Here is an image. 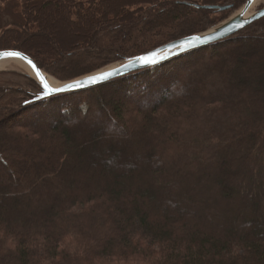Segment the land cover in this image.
Wrapping results in <instances>:
<instances>
[{
	"label": "trees",
	"instance_id": "1",
	"mask_svg": "<svg viewBox=\"0 0 264 264\" xmlns=\"http://www.w3.org/2000/svg\"><path fill=\"white\" fill-rule=\"evenodd\" d=\"M245 1L0 0V50L63 82ZM40 91L0 70V264H264V16L155 66Z\"/></svg>",
	"mask_w": 264,
	"mask_h": 264
},
{
	"label": "water",
	"instance_id": "2",
	"mask_svg": "<svg viewBox=\"0 0 264 264\" xmlns=\"http://www.w3.org/2000/svg\"><path fill=\"white\" fill-rule=\"evenodd\" d=\"M254 2L255 0H246L241 8L229 19L208 30L181 37L139 55L125 58L104 69H100L68 81L60 82L55 79L57 81L56 84H50L44 77V71L36 65L30 56L21 51L12 49L0 50V61L4 59H17L23 62L30 70L29 75L37 81L41 88V91L37 94L36 98H45L61 92H69L95 86L130 72L155 66L193 49L206 46L231 36L252 21L264 16V6L254 12H251L250 14H246L252 8ZM206 7L222 10L229 7V5H208ZM6 52H14L19 55L5 56L4 53ZM142 57H147L153 62L145 63L141 59ZM0 68L5 69L3 67ZM99 77L103 78L94 79ZM45 83L48 85L49 89H59V91H48L44 88Z\"/></svg>",
	"mask_w": 264,
	"mask_h": 264
},
{
	"label": "rangeland",
	"instance_id": "3",
	"mask_svg": "<svg viewBox=\"0 0 264 264\" xmlns=\"http://www.w3.org/2000/svg\"><path fill=\"white\" fill-rule=\"evenodd\" d=\"M54 5L55 4H53V3H51V5H49L47 8H45V9H43V10H41V9H39V8H37V12L39 13V16H35V17H30V16H28V18L26 19V21H24L25 23H27L28 21L29 22H31V23H33V22H37V21H40L41 20V18H43V16H44V13L45 12H47L48 10H50L51 12H54ZM243 5V4H242ZM241 5V6H242ZM241 6L238 8V9H236V10H234V11H232L227 17H225L222 21H220V22H218V23H216L214 26H216V25H218V24H220L221 22H223V21H225V20H227V19H229L233 14H235L240 8H241ZM264 6V0H258L253 6H252V8L250 9L251 11L250 12H254V11H256V10H258V9H260L261 7H263ZM55 15H54V20H56V22L58 23V24H60V23H62V19H60V18H62L61 16H59V14H58V12H59V9H55ZM83 13H84V11H82ZM115 13H116V11H115ZM66 16L67 17H69V13L68 12H66ZM37 15V14H36ZM63 15V14H62ZM26 17V15L24 14L23 15V17ZM77 20H80V19H77ZM61 25V24H60ZM79 26L81 27L79 30L81 31V30H83V25H82V23L80 22L79 23ZM214 26H212V27H214ZM212 27H210V28H212ZM67 28V29H66ZM73 28H76V25H71V24H67V27H65V34L68 36V37H71V38H75L76 36V32H75V30L73 29ZM210 28H208V29H210ZM207 29V30H208ZM15 30H21L20 32H19V34H20V36H22V35H26V33H28L27 32V29L26 28H24L23 26H18V27H15ZM205 31V30H204ZM14 32H16V31H14ZM15 34H17V33H15ZM18 34V35H19ZM22 34V35H21ZM51 49H52V51H53V49L54 50H56V48L53 46V45H50L49 46ZM115 63H113V64H110V65H108V66H106V67H109V66H111V65H114ZM106 67H104V68H106ZM3 68H18V69H22V70H24L25 72H26V74L27 75H29V72H28V70L26 69V68H24L23 66H21V65H19V64H15V63H10L9 65L7 64V66L6 67H3ZM104 68H101V69H104ZM0 70H2L1 68H0ZM100 70V69H99ZM44 73H46V72H44ZM47 74V73H46ZM47 75H49V74H47ZM49 76H51V75H49ZM31 78H33L32 76H30ZM51 77H53V76H51ZM54 78V77H53ZM34 79V78H33ZM55 79V78H54ZM57 80V79H56ZM105 99L108 101V100H110V94L109 93H107L106 94V96H105ZM105 100V101H106ZM82 107H85V105H83ZM126 115L127 116H132V115H134L135 114V112H134V108H133V106H128L127 108H126ZM91 115H93V114H91ZM9 127L10 126H8V129H9Z\"/></svg>",
	"mask_w": 264,
	"mask_h": 264
},
{
	"label": "bare ground",
	"instance_id": "4",
	"mask_svg": "<svg viewBox=\"0 0 264 264\" xmlns=\"http://www.w3.org/2000/svg\"><path fill=\"white\" fill-rule=\"evenodd\" d=\"M257 1H258V0H255L254 4H255ZM254 4H253V5H254ZM250 11H251V10H249L246 14H250V13H251ZM10 63L19 64V65L23 66L24 68H26V69L28 70V72H30V70L28 69V67H27L23 62H21L20 60H17V59H10V60H8V59H4V60H1V61H0V67H6L7 64L9 65ZM44 77H45V79H46L50 84H56V83H57V81H56L53 77L47 75L46 73H44Z\"/></svg>",
	"mask_w": 264,
	"mask_h": 264
},
{
	"label": "snow or ice",
	"instance_id": "5",
	"mask_svg": "<svg viewBox=\"0 0 264 264\" xmlns=\"http://www.w3.org/2000/svg\"><path fill=\"white\" fill-rule=\"evenodd\" d=\"M5 56H17L19 55L18 53H14V52H6L4 53ZM145 63H151L153 61H151L149 58L147 57H142L141 58ZM103 77H99V78H94V79H102ZM94 82V81H93ZM44 88L47 89L48 91H59V89H49L48 85L45 83L44 84Z\"/></svg>",
	"mask_w": 264,
	"mask_h": 264
}]
</instances>
